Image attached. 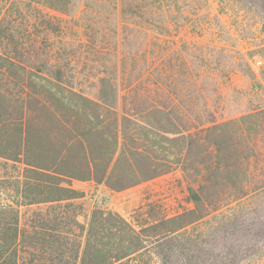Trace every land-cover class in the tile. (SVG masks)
I'll use <instances>...</instances> for the list:
<instances>
[{"label": "trees", "instance_id": "trees-1", "mask_svg": "<svg viewBox=\"0 0 264 264\" xmlns=\"http://www.w3.org/2000/svg\"><path fill=\"white\" fill-rule=\"evenodd\" d=\"M176 4L0 0V264H264V109L216 122ZM175 170L190 209L79 222L71 182L120 192Z\"/></svg>", "mask_w": 264, "mask_h": 264}, {"label": "rangeland", "instance_id": "rangeland-1", "mask_svg": "<svg viewBox=\"0 0 264 264\" xmlns=\"http://www.w3.org/2000/svg\"><path fill=\"white\" fill-rule=\"evenodd\" d=\"M250 1L177 0L173 17L185 25L179 32L186 46L185 58L198 75L203 97L217 123L264 109V8ZM97 5L95 20L103 25L107 9L104 2ZM119 8L117 21H121ZM71 187L84 195L78 201V220L83 225L88 224L96 205L133 224L171 217L191 207L180 170L120 192L78 181L71 182ZM253 202L264 223V198Z\"/></svg>", "mask_w": 264, "mask_h": 264}, {"label": "built area", "instance_id": "built-area-1", "mask_svg": "<svg viewBox=\"0 0 264 264\" xmlns=\"http://www.w3.org/2000/svg\"><path fill=\"white\" fill-rule=\"evenodd\" d=\"M260 64H261V61H258V62H257V65H260Z\"/></svg>", "mask_w": 264, "mask_h": 264}]
</instances>
